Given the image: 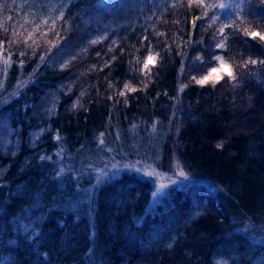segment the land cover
<instances>
[{"label":"trees","instance_id":"trees-1","mask_svg":"<svg viewBox=\"0 0 264 264\" xmlns=\"http://www.w3.org/2000/svg\"><path fill=\"white\" fill-rule=\"evenodd\" d=\"M0 7V264H264V40L248 35L264 34V0ZM16 10L29 24L50 16L27 39ZM218 57L230 73L197 83ZM155 121L168 128L163 155L170 141L191 180L169 206L147 211L153 185L140 175L89 193L82 176L57 174Z\"/></svg>","mask_w":264,"mask_h":264},{"label":"rangeland","instance_id":"rangeland-1","mask_svg":"<svg viewBox=\"0 0 264 264\" xmlns=\"http://www.w3.org/2000/svg\"><path fill=\"white\" fill-rule=\"evenodd\" d=\"M8 2V1H7ZM11 3V1H9ZM7 7H0V28L5 27L8 15H6ZM50 9V7H49ZM50 12V11H49ZM5 13V14H4ZM50 13H41L38 19H41L37 24H29L27 22V15L19 11H13V15L17 18V24L14 25V30L18 33L21 32L27 39L37 32L36 29L43 25ZM50 16V15H49ZM50 21V19L48 18ZM53 19H51L52 21ZM48 23V21H46ZM50 24V23H49ZM48 25V24H47ZM42 28V27H41ZM8 57L0 56V91L5 85L6 74L8 70ZM215 68L217 71L212 72ZM229 65L219 57L216 64L211 67L204 76H208L209 81H216L223 75L230 73ZM19 72L13 84L16 87V82L19 80ZM12 84V85H13ZM2 94V93H0ZM1 96V95H0ZM168 128L161 129L157 121L145 124H133L125 131L114 132L106 139L101 138L98 140L95 151L91 157L83 161L81 167L76 168L75 162L64 161L56 165L57 174H71L73 178L85 179L88 192L98 187L101 183L118 176L123 172H129L148 178L152 185L149 205L147 211L150 212L155 205L166 207L170 205L171 193L176 189L184 188L191 180L190 177L184 172L178 159L176 158L171 142L167 144L169 151L164 156L162 146L166 142L164 136L167 134ZM62 147H57L54 151L58 160L68 157V153L64 152ZM49 156H45L44 160H49ZM86 198V196H85ZM83 199V198H82Z\"/></svg>","mask_w":264,"mask_h":264},{"label":"snow or ice","instance_id":"snow-or-ice-1","mask_svg":"<svg viewBox=\"0 0 264 264\" xmlns=\"http://www.w3.org/2000/svg\"><path fill=\"white\" fill-rule=\"evenodd\" d=\"M220 7H224V5H220ZM193 23H195V21H193ZM221 34H222V30H221ZM248 35H249V37L251 39H255L256 37H259L260 40H264V34H261V33L257 32V31H252V32L248 33ZM220 46L222 47L223 45H220ZM151 60H152V57L149 56L147 58V61L144 64V68H147L148 62H150ZM252 63H256V61H252ZM216 71H217V69H215V68L212 69L213 73H215ZM194 79H195V77H194ZM208 79H209L208 76H204L202 79L197 80V83L203 85L204 83L207 82ZM125 87H127V85ZM121 94H123V93H121Z\"/></svg>","mask_w":264,"mask_h":264}]
</instances>
